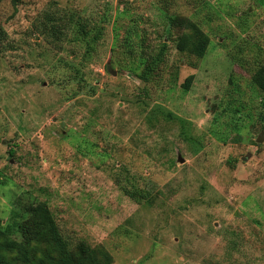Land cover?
Wrapping results in <instances>:
<instances>
[{
	"label": "rangeland",
	"instance_id": "374dc122",
	"mask_svg": "<svg viewBox=\"0 0 264 264\" xmlns=\"http://www.w3.org/2000/svg\"><path fill=\"white\" fill-rule=\"evenodd\" d=\"M157 2L0 3V226L44 203L111 264H264V0ZM174 13L202 58L175 49ZM161 44L144 85L126 51Z\"/></svg>",
	"mask_w": 264,
	"mask_h": 264
},
{
	"label": "trees",
	"instance_id": "16d2710c",
	"mask_svg": "<svg viewBox=\"0 0 264 264\" xmlns=\"http://www.w3.org/2000/svg\"><path fill=\"white\" fill-rule=\"evenodd\" d=\"M168 1L158 0L157 5L161 11L169 6ZM177 19V14H168L170 28L184 27L183 32L171 39L175 49L178 53L202 58L209 45V37L196 23L186 20L182 24ZM5 39L6 33L0 27V47ZM143 48L140 46L135 56L130 47L126 54L129 60L128 71L146 85L159 73L165 46L161 44L156 53L147 52ZM192 78L188 76L185 79L181 85L183 91L189 90ZM250 83L264 98V61L253 69ZM143 93L147 96L148 90L143 88ZM261 104L264 110V101ZM234 112L238 114V109L235 108ZM15 229L19 239L12 237ZM0 264H111V257L107 252L92 248L83 241L70 248L62 239L47 206L37 203L26 207L21 220H17L14 225L5 228L0 226Z\"/></svg>",
	"mask_w": 264,
	"mask_h": 264
},
{
	"label": "water",
	"instance_id": "95a60500",
	"mask_svg": "<svg viewBox=\"0 0 264 264\" xmlns=\"http://www.w3.org/2000/svg\"><path fill=\"white\" fill-rule=\"evenodd\" d=\"M262 140V135L260 134L257 139H256V142H260ZM180 162H182V159H179Z\"/></svg>",
	"mask_w": 264,
	"mask_h": 264
}]
</instances>
